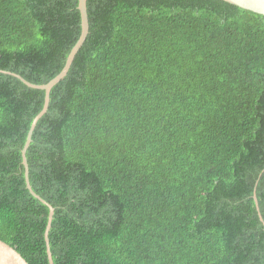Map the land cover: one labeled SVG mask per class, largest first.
Instances as JSON below:
<instances>
[{
	"label": "trees",
	"instance_id": "1",
	"mask_svg": "<svg viewBox=\"0 0 264 264\" xmlns=\"http://www.w3.org/2000/svg\"><path fill=\"white\" fill-rule=\"evenodd\" d=\"M79 0H0V239L49 264L22 150ZM27 157L54 264H264V15L88 0Z\"/></svg>",
	"mask_w": 264,
	"mask_h": 264
},
{
	"label": "water",
	"instance_id": "2",
	"mask_svg": "<svg viewBox=\"0 0 264 264\" xmlns=\"http://www.w3.org/2000/svg\"><path fill=\"white\" fill-rule=\"evenodd\" d=\"M222 1H225L229 4L238 6L242 9L249 10V11L258 13L260 15H264V0H222ZM87 5H88V0H79V7L78 8L81 12V17H82V33H81L80 39L78 40L77 44L72 49V51H71V53L67 59V62H66V65H65L63 71L55 79H53L52 81H50L46 85H35V84L28 82L27 80H25L20 75L12 74L10 72H3L4 74L12 75V76L19 78L28 87H31L34 89H39V90H44L46 92L44 108L39 113V115L34 119L32 125H31V128H30L29 133H28L27 141H26L25 146L22 150V159H23V166L25 169V179H26V184H27L28 190L30 191V193L32 194L33 197H35L36 199L41 201L50 210L49 217H48V223H47V227H46V231H45V241L47 244V254H48L49 264H54L53 254L51 252V247H50L49 234H50L52 224H53V220H54L55 209L53 206H51L47 201H45L41 196H39L34 191L32 185H31V181H30V167H29V163H28L27 153H28V150H29L32 142H33V135H34L35 129H36L39 121L48 112L49 104H50V95H51L52 89L68 75V72H69L77 54L79 53V51L81 50V48L85 44L86 39L89 35L90 24H89ZM253 197H254V201L256 204V209L258 211L260 221L264 225V218L262 216L260 205H259V200L257 197V189H255ZM0 264H29V262L17 251V249L13 248L12 246H10L9 244H7L6 242H4L0 239Z\"/></svg>",
	"mask_w": 264,
	"mask_h": 264
}]
</instances>
